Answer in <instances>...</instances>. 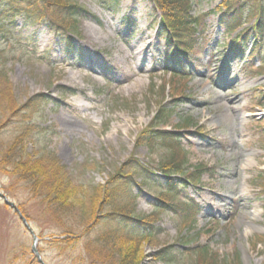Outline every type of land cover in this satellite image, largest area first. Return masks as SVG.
I'll return each mask as SVG.
<instances>
[{"label":"rangeland","instance_id":"1","mask_svg":"<svg viewBox=\"0 0 264 264\" xmlns=\"http://www.w3.org/2000/svg\"><path fill=\"white\" fill-rule=\"evenodd\" d=\"M70 1L89 13L79 20L72 53L61 34L22 15L0 33V153L24 132L31 160L57 162L77 185L106 184L133 160L152 170L133 186L138 200L125 203L129 216L154 224L150 235L123 244L142 264H164L154 255L167 247L176 258L170 264H199L198 247L218 255L219 264H264V244L255 246L264 242V45L257 56L235 60L227 52L233 35L216 11L223 0H193L194 17L211 14L192 63L179 69L191 79L178 84L162 71L167 44L151 0H122L117 9L104 0ZM31 103L32 111L22 112ZM162 110L174 115L157 130L179 136L183 152L137 145ZM186 120L188 127L181 125ZM184 160L211 171L198 186L172 175L173 199L162 193L168 177L159 170ZM0 191L28 213L44 263L84 264L80 251L52 242L55 227L25 183L1 172ZM160 200L192 203L193 223L192 215L170 208L157 212ZM34 244L18 212L0 199V264H26Z\"/></svg>","mask_w":264,"mask_h":264},{"label":"trees","instance_id":"2","mask_svg":"<svg viewBox=\"0 0 264 264\" xmlns=\"http://www.w3.org/2000/svg\"><path fill=\"white\" fill-rule=\"evenodd\" d=\"M121 1L104 0L108 4L105 6L116 9ZM151 1L162 15L160 24L167 44L163 71L167 73L179 68L185 70L188 68L187 62L190 64L194 58L193 54L200 43L199 35L211 13L194 17L193 0ZM0 4L5 5V10L0 14V33L8 32L9 26L15 24V17L22 15L32 24L42 23L54 33L61 34L70 53L75 49L74 36L78 34L79 20L83 16H89L86 7L72 4L70 0H0ZM216 11L219 13L220 24L228 34L233 35L242 30L232 38L227 52L237 59H243L252 44L250 56H257L259 48L264 45V0H223ZM171 75L178 84L181 81L185 84L189 79L185 74L175 71ZM43 103L51 104L48 97H43ZM33 105L34 103L23 106L22 112L32 111ZM173 115V111L162 110L153 118L148 133L137 140V145L147 146L149 149L158 145L172 154L183 152L179 136L157 130L161 125L168 124ZM181 125L188 127L190 121H183ZM23 133L19 134L9 150L0 153V173L5 172L17 182L25 183L30 199L40 201L42 217L50 220L55 227L52 242L63 250L80 251L78 258L84 264H142L144 259L138 257L137 251L125 253L123 244L134 237L150 235L155 230L154 224L145 218L129 216L125 203L138 200L139 197L132 194L133 186L139 178L154 175L152 170L133 160L122 166L106 184L77 185L57 162L51 164V159L32 161L27 153ZM160 168L162 170L159 172L168 177L169 185L162 193L173 199L177 198L178 193L171 180L172 175L181 174L180 181L183 185L198 186L203 175L211 171L206 164L192 166L188 160L165 163ZM160 204L164 208L157 207V212L170 208L174 212L192 215L193 223L196 209L192 203L187 202L182 206L177 202L160 200ZM19 210L27 221L31 220L22 207ZM262 244L264 242L261 240L255 242V246ZM172 249L173 247H167L158 251L154 258L170 264L176 261L174 255H170ZM198 249L195 254L196 262L219 264L220 257L210 249ZM32 257L34 259L25 263L39 264L35 256Z\"/></svg>","mask_w":264,"mask_h":264},{"label":"water","instance_id":"3","mask_svg":"<svg viewBox=\"0 0 264 264\" xmlns=\"http://www.w3.org/2000/svg\"><path fill=\"white\" fill-rule=\"evenodd\" d=\"M0 199H2L3 201H5V204H6L9 208H11L12 210L18 212L20 220L23 221V223H24L25 227L27 228V230H28L29 232H31V234L33 235V238H34V242H35V244H34V247L32 248V253H34L35 256L37 257V261L39 262V264H46V263H44V262L42 261L40 254H39V253L37 252V250H36V246H37V243H38L37 240H38V239H37L35 233L32 231V229H31L30 224L28 223V221L25 220V218L23 217L21 211H19L18 208H17V206H16V204L13 203V202H11V201H9V200L7 199V197H6L4 194H2L1 191H0Z\"/></svg>","mask_w":264,"mask_h":264},{"label":"bare ground","instance_id":"4","mask_svg":"<svg viewBox=\"0 0 264 264\" xmlns=\"http://www.w3.org/2000/svg\"><path fill=\"white\" fill-rule=\"evenodd\" d=\"M137 84H139V85H141V82H138ZM144 84V83H143ZM66 123H68V124H74L73 122H71V121H69V120H66L65 121ZM241 167L238 165L235 169H240ZM214 211H217V213H218V211H220V209H219V207H217V206H214Z\"/></svg>","mask_w":264,"mask_h":264}]
</instances>
